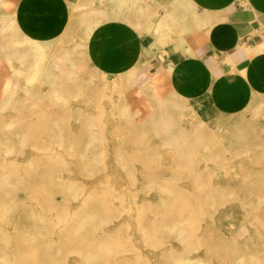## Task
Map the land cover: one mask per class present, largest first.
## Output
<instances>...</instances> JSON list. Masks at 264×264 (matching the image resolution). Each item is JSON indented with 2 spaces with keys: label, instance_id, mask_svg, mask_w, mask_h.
<instances>
[{
  "label": "rangeland",
  "instance_id": "obj_1",
  "mask_svg": "<svg viewBox=\"0 0 264 264\" xmlns=\"http://www.w3.org/2000/svg\"><path fill=\"white\" fill-rule=\"evenodd\" d=\"M94 8L88 38L102 16ZM64 46L46 51L40 75L0 102V264H21L20 242L47 244L41 264H264V141L255 114L209 116L161 97L160 86L140 103L129 77L79 75L82 44L66 45L70 69L57 67ZM149 103L162 105L161 118ZM46 157L59 187L53 204L25 198ZM89 193L101 210L86 208Z\"/></svg>",
  "mask_w": 264,
  "mask_h": 264
},
{
  "label": "crops",
  "instance_id": "obj_2",
  "mask_svg": "<svg viewBox=\"0 0 264 264\" xmlns=\"http://www.w3.org/2000/svg\"><path fill=\"white\" fill-rule=\"evenodd\" d=\"M88 6L102 14L90 38ZM61 40L67 69L66 45L85 46V57L74 59L79 75L129 77L140 103L157 80L161 97L171 94L209 116L254 113L264 141V0H0V102L24 77L40 75L44 53L57 54Z\"/></svg>",
  "mask_w": 264,
  "mask_h": 264
},
{
  "label": "bare ground",
  "instance_id": "obj_3",
  "mask_svg": "<svg viewBox=\"0 0 264 264\" xmlns=\"http://www.w3.org/2000/svg\"><path fill=\"white\" fill-rule=\"evenodd\" d=\"M23 1V0H22ZM76 4V3H75ZM19 25V24H18ZM43 25V24H42ZM5 36V35H4ZM3 36V37H4ZM26 36V35H24ZM2 37V36H1ZM48 41V40H47ZM24 42V41H23ZM45 42V41H44ZM5 43V42H4ZM42 43V42H41ZM48 46V45H47ZM11 53V52H10ZM17 52H15V55H16ZM22 54L23 56L25 57V59H28V60H31V56H30V49L26 46H24L22 48ZM42 54V53H41ZM6 55V54H5ZM14 55V56H15ZM19 55V54H17ZM37 55V54H36ZM51 55V54H50ZM8 56H11V55H8ZM33 56V55H32ZM40 56V54L38 55ZM48 55H46L45 57H47ZM6 57V56H5ZM22 57V56H21ZM7 58V57H6ZM5 58V60H6ZM9 58V57H8ZM7 58V60H8ZM12 58V57H11ZM36 58V57H35ZM10 59V58H9ZM22 59V58H21ZM20 59V60H21ZM53 59V58H52ZM19 60V61H20ZM52 61V60H51ZM49 61V63L51 62ZM10 62V61H9ZM30 62V61H29ZM30 63H33V62H30ZM46 63V62H45ZM44 63V64H45ZM27 64V63H26ZM36 64V63H35ZM52 64H53V61H52ZM28 65V64H27ZM30 65V64H29ZM28 65V66H29ZM31 66V65H30ZM47 66V64H46ZM46 66H44L46 68ZM50 65H48L47 67L49 68ZM35 67V66H34ZM42 67V66H40ZM57 67H59L60 69L62 68H66V63H65V60L63 57H60L57 59ZM78 67V66H77ZM55 68V66H54ZM31 69V67H30ZM29 69V70H30ZM40 69V68H39ZM42 70V69H41ZM47 70V69H46ZM50 70V69H49ZM35 72V71H34ZM27 73V72H26ZM58 73V72H57ZM137 83V82H136ZM159 81L155 84V80H153L151 82V86H152V90L154 92V94L156 93V90L158 89V86H159ZM10 89V88H9ZM12 91V90H11ZM9 91V92H11ZM155 96V95H154ZM156 97V96H155ZM158 98V97H156ZM149 107L151 109V112H152V116H159L160 118L162 117L163 115V110H162V105L160 104H157V105H150L149 103ZM171 107V106H170ZM166 111V110H165ZM151 116V115H150ZM165 119V117H164ZM151 123V122H150ZM159 128V127H158ZM157 128V129H158ZM175 128V127H174ZM176 130V129H174ZM179 130V129H178ZM174 132V131H173ZM176 132V131H175ZM172 133V132H171ZM178 133V132H177ZM165 135V133H163ZM179 134V133H178ZM169 135V134H168ZM178 137V136H177ZM176 137V138H177ZM88 155V154H87ZM50 166V158L46 157V158H41L39 160L36 161L35 163V166H34V171L32 173V182L34 183L33 185H29L28 187L29 188H26L27 190V194L25 196V198H31V199H34L37 201V199L40 201L41 200H46L48 201L49 204H53L51 202V200H54L56 201V195L59 193V187L58 185L55 183V181L53 180V177L51 176L49 170H48V167ZM11 174V173H10ZM10 174L7 176L9 177ZM6 177V178H7ZM45 188L47 191H48V195H46L45 193L41 192L38 188ZM35 193H37L38 197L35 196ZM110 193H108L109 195ZM109 197V196H108ZM2 196L0 195V200H1ZM89 199H92L89 204H87L86 208L88 209H91V210H101L102 209V206H101V203L99 201V197H93L92 196V193H89L87 195V201ZM101 200V199H100ZM163 202V201H162ZM161 202V203H162ZM108 206L106 205L105 206V210H108ZM53 209H55V207H53ZM185 212V208H179L177 209L174 214L175 215H183ZM60 215V214H59ZM95 222V221H94ZM169 230V229H168ZM205 232H207V229L205 230ZM175 233V232H174ZM172 235H174L172 233ZM56 239V238H55ZM67 245H69L73 250H76L77 247L76 245H74L73 243L67 241L66 242ZM47 244H43V245H40V244H37V243H25V242H20L14 249V252L16 253H20L22 254V256L20 257V263L21 264H41V263H44L43 261H45V257L46 256H39L38 255V252L39 250H43V251H47L46 253H49V250L48 248L45 246ZM82 245H84L83 242H79L78 243V248H80V246L82 247ZM45 253V254H46ZM103 255V254H102ZM9 257V256H8ZM7 257V258H8ZM6 261V259H5ZM7 263V261H6Z\"/></svg>",
  "mask_w": 264,
  "mask_h": 264
}]
</instances>
